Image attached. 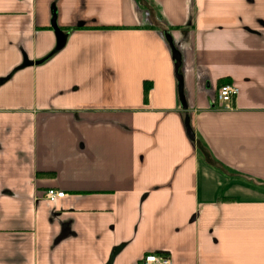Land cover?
Returning <instances> with one entry per match:
<instances>
[{
    "label": "crops",
    "instance_id": "crops-1",
    "mask_svg": "<svg viewBox=\"0 0 264 264\" xmlns=\"http://www.w3.org/2000/svg\"><path fill=\"white\" fill-rule=\"evenodd\" d=\"M147 254L264 264V0H0V264Z\"/></svg>",
    "mask_w": 264,
    "mask_h": 264
},
{
    "label": "built area",
    "instance_id": "built-area-1",
    "mask_svg": "<svg viewBox=\"0 0 264 264\" xmlns=\"http://www.w3.org/2000/svg\"><path fill=\"white\" fill-rule=\"evenodd\" d=\"M237 94V88L232 84H222L217 90V99L220 102L221 109L231 108L232 100ZM65 193L63 191L49 188L45 191L44 197L48 202H56L63 198ZM142 264H170L169 258L163 255L147 254L142 260Z\"/></svg>",
    "mask_w": 264,
    "mask_h": 264
},
{
    "label": "trees",
    "instance_id": "trees-1",
    "mask_svg": "<svg viewBox=\"0 0 264 264\" xmlns=\"http://www.w3.org/2000/svg\"><path fill=\"white\" fill-rule=\"evenodd\" d=\"M147 92H148V87H145L144 88V92H143V99H144V101H146V99H147Z\"/></svg>",
    "mask_w": 264,
    "mask_h": 264
}]
</instances>
